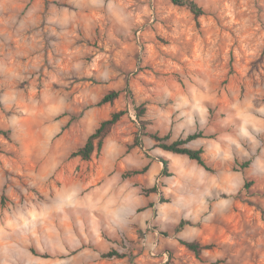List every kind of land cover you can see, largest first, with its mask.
<instances>
[{
	"label": "rangeland",
	"instance_id": "obj_1",
	"mask_svg": "<svg viewBox=\"0 0 264 264\" xmlns=\"http://www.w3.org/2000/svg\"><path fill=\"white\" fill-rule=\"evenodd\" d=\"M195 1L0 0V264H264V0Z\"/></svg>",
	"mask_w": 264,
	"mask_h": 264
},
{
	"label": "trees",
	"instance_id": "obj_2",
	"mask_svg": "<svg viewBox=\"0 0 264 264\" xmlns=\"http://www.w3.org/2000/svg\"><path fill=\"white\" fill-rule=\"evenodd\" d=\"M174 4L179 6H185L191 10L194 14L195 18L199 20V18L205 14L204 8L198 4L195 0H171ZM119 96V91L112 90L109 91L107 94L103 96L100 104L114 102ZM138 115L141 118L144 111L138 110ZM141 112V114H140ZM125 114L124 110L115 111L111 114L110 117L102 120L99 126L95 129L93 133L89 135L84 145L80 146L77 150L72 152V156H81L83 160H91L93 153L95 150L100 151L105 143L106 137L109 135L113 127L122 119L123 115ZM142 129L145 136H149L155 141H157L159 146L163 148L165 151L173 152L176 154H183L189 156L191 159L196 160L199 164L206 167L208 170L211 168L207 165L204 159V149L203 148H193L190 147L188 144L200 137H203L201 132H194L188 134L184 138L176 139L171 142H168L169 135H161L159 132H153L147 128V124L145 120H142ZM161 161L163 162V173L165 175H171V159L167 156L161 155ZM139 170H134L132 173H140ZM156 191V190H154ZM186 221L183 219L181 220L179 227L183 226ZM183 243L192 251H194L197 255H200L203 249L209 248L208 244H202L197 240L187 241L184 240Z\"/></svg>",
	"mask_w": 264,
	"mask_h": 264
},
{
	"label": "crops",
	"instance_id": "obj_3",
	"mask_svg": "<svg viewBox=\"0 0 264 264\" xmlns=\"http://www.w3.org/2000/svg\"><path fill=\"white\" fill-rule=\"evenodd\" d=\"M164 156H167V157H169V158H170V156H169V155H167V154H166V155H164ZM170 159H171V158H170ZM156 206H157V204L155 203V204H154L152 207H149V209H148V210H149V212H147V214L145 215V217H146V216H148L149 214H151V213H152V208H153V209H155V208H156Z\"/></svg>",
	"mask_w": 264,
	"mask_h": 264
},
{
	"label": "built area",
	"instance_id": "obj_4",
	"mask_svg": "<svg viewBox=\"0 0 264 264\" xmlns=\"http://www.w3.org/2000/svg\"><path fill=\"white\" fill-rule=\"evenodd\" d=\"M155 247V246H154ZM154 249V248H153Z\"/></svg>",
	"mask_w": 264,
	"mask_h": 264
}]
</instances>
